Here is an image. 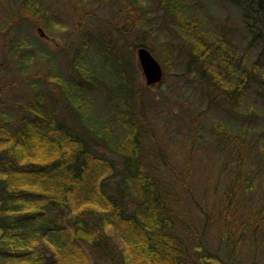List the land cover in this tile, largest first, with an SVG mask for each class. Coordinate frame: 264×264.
Masks as SVG:
<instances>
[{
	"label": "trees",
	"instance_id": "trees-1",
	"mask_svg": "<svg viewBox=\"0 0 264 264\" xmlns=\"http://www.w3.org/2000/svg\"><path fill=\"white\" fill-rule=\"evenodd\" d=\"M164 1L188 49L187 71H197L209 85L223 90V100L238 111L233 118L245 120L242 124L254 122L258 102L245 99V89L260 87L256 92L264 104L263 0H247L253 10L230 0L250 22L252 35L244 50L229 31L204 26L193 3ZM258 41L263 44L247 64L249 49ZM95 42L99 58L88 55L90 44L83 42L68 74L55 73L56 100L37 91L32 101L16 106L20 113H2L0 264H89L91 256L94 264H128L136 261L131 260L134 253L140 255L139 264H237L236 248L242 239L248 241L246 236L254 244L251 264H257L256 235L264 207L245 219L236 217L235 189L250 183L251 176L239 183L242 161L237 159L240 166L227 200L217 210L221 239L214 250L203 238L211 211L199 205L204 220L198 223L183 208L176 186L177 178L184 182L183 175L163 171V149L145 141L150 131L133 67L122 60L117 43L107 38ZM94 90L103 93L101 106L91 98ZM217 126L221 146L231 136L238 145L249 130L227 121ZM115 156L121 158V167ZM129 250L132 256L126 254Z\"/></svg>",
	"mask_w": 264,
	"mask_h": 264
},
{
	"label": "rangeland",
	"instance_id": "rangeland-1",
	"mask_svg": "<svg viewBox=\"0 0 264 264\" xmlns=\"http://www.w3.org/2000/svg\"><path fill=\"white\" fill-rule=\"evenodd\" d=\"M186 1L195 5L194 14L201 17L204 26L229 31L240 49L246 48L252 33L240 6L253 10L249 0H237L240 6L230 0ZM260 9L264 13V0ZM174 23L164 0H0V123L3 111L20 113L16 106L32 101L37 91L46 93L50 101L56 100L59 88L53 76L68 74L83 42L88 41V55L94 54L96 59L100 52L95 38L112 40L119 46L122 60L135 72L133 81L152 137L144 140L163 149L167 160L161 163L163 171L183 175L184 182L177 178L176 183L183 208L198 223L204 220L199 205L211 211L203 238L216 250L221 239V213L217 210L227 200L228 188L240 166L237 159L243 163L239 183L243 185L247 174L251 175L245 187L235 185L237 219H245L264 207V104L256 92L260 87L253 84L245 89V99L258 102L256 120L242 124L240 121L245 120L233 118L238 111L223 100V90L209 85L197 71H187L188 49ZM141 42L161 63L164 74L158 83L146 82L137 54ZM262 44L254 42L247 64ZM94 97L100 106L104 103L101 90H94ZM224 121L249 128L245 140L237 145L231 136L226 145L217 143L214 129ZM0 142L4 143V138ZM98 150L105 151L102 147ZM115 159L121 167V158ZM260 214L264 218V208ZM256 236V262L264 264V219ZM245 238L248 241L242 239L236 248L237 264L253 262L254 244ZM130 251L126 254L132 256L134 252ZM133 255L131 260L136 261L128 264H139V253ZM94 259L88 258L89 264H94ZM65 264L84 262L67 260Z\"/></svg>",
	"mask_w": 264,
	"mask_h": 264
},
{
	"label": "water",
	"instance_id": "water-1",
	"mask_svg": "<svg viewBox=\"0 0 264 264\" xmlns=\"http://www.w3.org/2000/svg\"><path fill=\"white\" fill-rule=\"evenodd\" d=\"M137 54L147 84L152 85L161 81L164 74L163 68L152 51L147 46L140 45Z\"/></svg>",
	"mask_w": 264,
	"mask_h": 264
}]
</instances>
